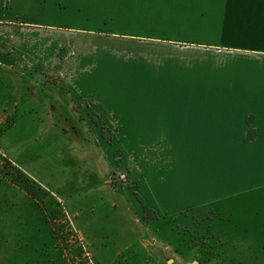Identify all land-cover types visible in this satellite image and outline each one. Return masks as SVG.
<instances>
[{"label": "crops", "instance_id": "crops-1", "mask_svg": "<svg viewBox=\"0 0 264 264\" xmlns=\"http://www.w3.org/2000/svg\"><path fill=\"white\" fill-rule=\"evenodd\" d=\"M4 92L20 114L75 113L91 130L90 112L123 131L126 182L158 217L190 199L186 179L193 196L263 184L264 0H0ZM48 128L14 143L31 155ZM147 129L163 134L133 140Z\"/></svg>", "mask_w": 264, "mask_h": 264}, {"label": "rangeland", "instance_id": "rangeland-1", "mask_svg": "<svg viewBox=\"0 0 264 264\" xmlns=\"http://www.w3.org/2000/svg\"><path fill=\"white\" fill-rule=\"evenodd\" d=\"M48 77L62 86L58 76ZM9 95L0 97V264H264V183L193 196L186 179L190 199L158 217L126 182L123 131L115 139L90 112L79 116L91 130L77 128L75 113L20 114ZM43 124L50 143L28 146L27 155L14 142L40 134ZM181 131L180 141L188 140V130ZM133 132V140L163 134ZM173 149L180 175L189 177L181 147ZM195 250L200 258L189 257Z\"/></svg>", "mask_w": 264, "mask_h": 264}]
</instances>
